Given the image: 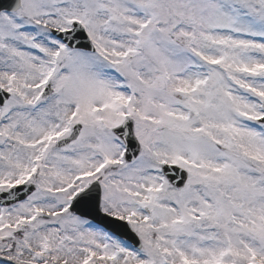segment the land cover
Listing matches in <instances>:
<instances>
[{
  "label": "snow or ice",
  "instance_id": "6c2138e0",
  "mask_svg": "<svg viewBox=\"0 0 264 264\" xmlns=\"http://www.w3.org/2000/svg\"><path fill=\"white\" fill-rule=\"evenodd\" d=\"M0 264H264V0H0Z\"/></svg>",
  "mask_w": 264,
  "mask_h": 264
}]
</instances>
